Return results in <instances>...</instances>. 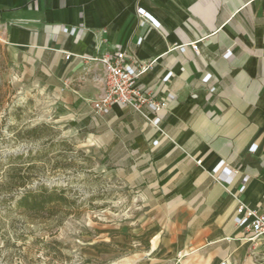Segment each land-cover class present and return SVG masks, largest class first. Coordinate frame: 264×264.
Returning <instances> with one entry per match:
<instances>
[{
	"label": "crops",
	"instance_id": "crops-1",
	"mask_svg": "<svg viewBox=\"0 0 264 264\" xmlns=\"http://www.w3.org/2000/svg\"><path fill=\"white\" fill-rule=\"evenodd\" d=\"M0 26L19 84L133 194L84 232L78 264H264L233 221L237 202L264 214V0H0ZM121 49L153 63L143 90L173 96L159 129L91 107L105 75L81 58Z\"/></svg>",
	"mask_w": 264,
	"mask_h": 264
},
{
	"label": "rangeland",
	"instance_id": "rangeland-1",
	"mask_svg": "<svg viewBox=\"0 0 264 264\" xmlns=\"http://www.w3.org/2000/svg\"><path fill=\"white\" fill-rule=\"evenodd\" d=\"M44 105L19 84L0 26V264H78L84 232L127 217L135 203L91 140L54 123ZM43 124L49 128L37 131L40 138L26 139L28 129ZM41 150L43 159L36 154ZM39 186L56 188L70 203L61 223L54 212L17 208L16 201Z\"/></svg>",
	"mask_w": 264,
	"mask_h": 264
},
{
	"label": "built area",
	"instance_id": "built-area-1",
	"mask_svg": "<svg viewBox=\"0 0 264 264\" xmlns=\"http://www.w3.org/2000/svg\"><path fill=\"white\" fill-rule=\"evenodd\" d=\"M137 16L142 22H148V16L140 9ZM153 25V22L150 23ZM154 26V25H153ZM192 50L197 52V45H192ZM229 52L225 53L228 57ZM86 64L97 63L103 67L105 75L103 94L91 102V107L97 114H104L113 106L126 107L139 114L154 129H159L160 114L167 110V102L173 99L168 96L166 99H156L151 93L142 89L139 84L140 77L149 71L152 62L144 63L128 55L124 50H117L113 53L100 56H89L81 58ZM169 75L166 77V80ZM234 224L237 226L250 220L245 229L252 236L250 241L260 248L264 253V214H257L251 211L243 202H237Z\"/></svg>",
	"mask_w": 264,
	"mask_h": 264
},
{
	"label": "trees",
	"instance_id": "trees-1",
	"mask_svg": "<svg viewBox=\"0 0 264 264\" xmlns=\"http://www.w3.org/2000/svg\"><path fill=\"white\" fill-rule=\"evenodd\" d=\"M49 127L47 125H41L38 127H34L31 129H28L25 132L26 139H37L40 138L38 136L37 131H43V129H48ZM50 138H47L46 141L50 143ZM46 150L37 151L36 154L40 158H44ZM30 155V154H29ZM11 160L19 159V156H12L10 157ZM16 180H13V182ZM16 183V184H15ZM14 185H17V187L23 188L25 186V181H17ZM17 208L21 209L25 213L29 214H42L45 211L54 212V217H60L59 223L62 222L61 218H63L65 215H61L60 213L64 208L70 207V203L65 198L63 193L58 192L56 188H44L42 186L36 187L35 190H29L26 191L17 201H16ZM55 210V211H54ZM56 213V214H55ZM61 215V216H60Z\"/></svg>",
	"mask_w": 264,
	"mask_h": 264
}]
</instances>
